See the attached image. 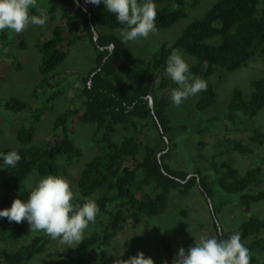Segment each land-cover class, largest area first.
Listing matches in <instances>:
<instances>
[{"label":"trees","instance_id":"16d2710c","mask_svg":"<svg viewBox=\"0 0 264 264\" xmlns=\"http://www.w3.org/2000/svg\"><path fill=\"white\" fill-rule=\"evenodd\" d=\"M198 1L155 0L156 5L162 4L157 7L156 29L171 27L186 17L187 11ZM60 7L61 16L52 26L51 36L39 45L40 78L33 87L32 97L37 99L39 91L44 95L48 93L43 95L42 105L33 108L15 96L0 99V107L5 111L31 112L27 124L15 132L16 145L3 146L0 143V152L15 149L21 156L15 168H0V208L9 207L14 198L27 199L31 188H27L24 182L32 172L39 173L40 177L60 175L69 181L67 168L82 154L73 143L71 134L79 124L88 125L92 128L96 150L81 168L75 187L78 202H83L81 198H92L98 204L100 210L94 223L98 230L84 237L57 264H107L108 248L119 231L127 227L135 229L144 218L163 215L170 193L178 191L185 195L191 183L199 187L207 204L203 191L210 199L213 227L218 238L225 239L233 232H239L241 242L249 249L250 264H261L253 252L264 251V216H252L237 228L222 229L215 214L229 200L230 197L225 195L235 197L233 204L241 212H248L251 204L264 200V155L255 166L244 171L227 160H217L219 156L232 153L251 155L255 146L264 149V132L251 122L264 107V79L250 81L249 95L233 89L222 113L224 123L219 126L246 133V141L235 137L221 138L208 156L200 153L205 143L198 141L196 154L206 162L202 167H199L200 162L196 163L193 172L188 173L173 167L172 146L182 135L194 132L193 126L190 123L171 124L167 108L171 104L170 92L177 86L164 68L166 58L174 49H180L195 59V63L189 66L190 71L203 80L213 76L217 68L228 72L239 69L254 56L264 63V0L215 1L201 17L184 27L171 46L163 44L153 63L141 58L124 60L121 40L110 33L122 26L102 4L93 6L86 4L85 0H78V3L74 0H47L45 13L50 24ZM7 32V29L0 32V39H5ZM85 40L94 47L96 60L91 70L79 77L78 86L72 92L79 106L58 114L52 123L51 138L44 145L33 146L36 124L55 98L67 91L62 74L56 68L75 43ZM24 44L21 34L12 42L13 47H23ZM6 68L7 62L0 58V81L4 80ZM125 76L130 78L125 79ZM131 79L135 82L132 83ZM215 97L212 84L207 83V90L200 93L195 108L206 110L214 105ZM148 119L157 130L156 143H151L147 137ZM204 128L198 123L195 131ZM119 131L127 134L116 141ZM38 233L19 247H1L0 264H29L35 255L44 253L54 239L42 231ZM25 234L23 220L16 223L0 217L2 241L16 243ZM177 235V243H180L181 235ZM160 243L166 257L164 264H174L180 247H174L168 236H163Z\"/></svg>","mask_w":264,"mask_h":264},{"label":"rangeland","instance_id":"374dc122","mask_svg":"<svg viewBox=\"0 0 264 264\" xmlns=\"http://www.w3.org/2000/svg\"><path fill=\"white\" fill-rule=\"evenodd\" d=\"M215 1L217 0H200L194 8L187 11L186 17L179 19L171 27L157 29L149 33L147 38H137L135 41H129L127 44L122 43V57L124 60L141 58L148 63H153L157 58L161 46L163 44L171 46L184 27L192 20L201 17ZM161 5L156 6L160 7ZM46 8L47 0H37V6L31 9V14L40 15L41 13H45ZM61 12L62 9L60 7L54 15V20L51 24L48 19L45 25H29L20 33L8 30L6 38L0 39V58L4 63L7 62L4 80L0 81V99L15 96L30 103L33 108L42 105V97L48 95V93L44 95V92L39 91L37 99L32 97L33 87L40 78L38 73V67L41 63L39 45L45 38L51 36L52 26L60 19ZM120 31L121 29H115L111 30L110 33L121 40ZM18 34H21L24 38L25 44L23 47H13L12 45ZM177 50L181 52L189 66L195 63V59L192 56L180 49ZM95 60L96 51L92 44L87 40L80 41L73 45L67 57L56 68V71L62 74L61 78L65 82L64 87L67 91L66 94L55 98L50 108L44 112L36 124L32 141L33 146L44 145L51 138L52 123L58 114L67 108L79 106L72 92L78 86L79 77L86 75L91 70L95 64ZM127 77L129 76H125V79ZM256 78L264 79V63L259 57L254 56L247 61L245 66L231 72L217 68L215 74L205 80L208 84H212L216 94L214 105L206 110L199 111L195 108V103L200 93L194 97H189L179 106L171 102L167 108L171 124L188 123V125L191 124L193 126L194 131L182 135L177 143L172 146L174 168L192 173L196 163H201H199V167L205 165L206 161H203V158L200 159L198 154H196L198 151L196 149L198 141L205 143L200 153H204L206 156L214 151L216 142L221 138L235 137L246 141V133H236L219 125L224 123L222 113L226 109L231 91L239 89L243 94L249 95L251 92L249 83ZM131 81L132 83L135 82L133 79ZM30 115L31 112H8L0 107L1 145H16L15 132L20 126L27 124ZM146 122L148 124L147 137L151 143H156L158 133L155 125L151 119H148ZM251 122L252 126L264 132V107ZM198 123L205 127V130L195 131ZM123 134L126 135L127 132L119 131L115 137L116 139H114L116 141L120 140ZM71 138L82 153L67 168L70 186L73 192L77 194L75 187L77 176L83 165L95 152L96 143L94 138L92 139V128L88 125L79 124L76 126L74 132L71 134ZM263 155L264 149L255 146L251 155L241 156L237 153H232L230 155L219 156L217 160H227L240 171H244L246 168L255 166L262 159ZM39 178L40 176H36L32 172L24 183L27 188H32ZM225 197L230 198L222 206L219 213L215 214L216 222L219 223L222 229H234L241 222L252 216H264V200L251 204L248 212H241L233 204L235 197L232 195H225ZM212 214V210H210L199 187L195 183L190 184V190L185 195L179 194L178 191H172L169 196L167 210L163 215L144 218L135 229L127 227L116 234L107 251V264H123L121 260H126L130 256L136 255L138 251L143 252L146 257H151L153 264H164L166 257L160 243V239L163 236L170 237L174 247H180L184 251H187L201 237L215 236L218 238L217 232L213 227ZM23 223L26 228V234L16 243L12 244L0 239V248L19 247L27 243L33 235L38 233L31 231L26 221H23ZM94 230H98V225L90 224L84 237ZM140 231L141 233H139ZM177 234L181 235L179 239H182V241L180 243H177ZM262 236L264 237V234ZM73 249L74 247H68L61 240H51L44 253L35 255L29 264H57L65 259ZM253 255L261 264H264V251H255Z\"/></svg>","mask_w":264,"mask_h":264},{"label":"clouds","instance_id":"9594fccd","mask_svg":"<svg viewBox=\"0 0 264 264\" xmlns=\"http://www.w3.org/2000/svg\"><path fill=\"white\" fill-rule=\"evenodd\" d=\"M74 2L78 3V0ZM85 3L102 4L104 10L114 15L122 26L123 44L147 38L149 33L157 30L155 0H85ZM36 6L37 0H0V32L7 29L20 33L29 25H45L47 13L31 14V9ZM164 71L177 86L170 92V100L176 106L207 90V82L193 75L177 49L166 58ZM20 160L15 149L0 152V168H15ZM34 175L39 176V173L34 172ZM81 199L83 202H78L77 194L64 176L48 174L35 182L27 199L14 198L9 207L0 208V217L16 223L26 221L31 231H42L51 239H60L68 247H76L84 239L89 225L96 222L100 210L94 199ZM121 261L123 264H153L151 257L140 251ZM174 264H250V252L241 242L239 232H233L225 239L201 237L187 251H179Z\"/></svg>","mask_w":264,"mask_h":264},{"label":"water","instance_id":"95a60500","mask_svg":"<svg viewBox=\"0 0 264 264\" xmlns=\"http://www.w3.org/2000/svg\"><path fill=\"white\" fill-rule=\"evenodd\" d=\"M96 38H97V33L94 31V40H96ZM112 49V45L110 46V50ZM149 100H150V105L152 106V104H151V98L149 97ZM167 149V148H166ZM189 177V176H188ZM187 177V178H188ZM203 193L205 194V197H206V199H207V202H208V204H209V207H210V209L212 210V206H211V202H210V199H209V197H208V195H206V193H205V191H203ZM218 225V224H217ZM220 228L218 227V230H219ZM219 233H220V230H219Z\"/></svg>","mask_w":264,"mask_h":264},{"label":"bare ground","instance_id":"6f19581e","mask_svg":"<svg viewBox=\"0 0 264 264\" xmlns=\"http://www.w3.org/2000/svg\"><path fill=\"white\" fill-rule=\"evenodd\" d=\"M218 116V115H217Z\"/></svg>","mask_w":264,"mask_h":264}]
</instances>
